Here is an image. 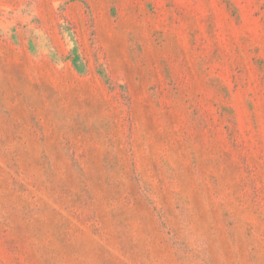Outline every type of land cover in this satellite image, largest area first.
Returning <instances> with one entry per match:
<instances>
[{"label": "rangeland", "instance_id": "rangeland-1", "mask_svg": "<svg viewBox=\"0 0 264 264\" xmlns=\"http://www.w3.org/2000/svg\"><path fill=\"white\" fill-rule=\"evenodd\" d=\"M0 264H264V0H0Z\"/></svg>", "mask_w": 264, "mask_h": 264}]
</instances>
